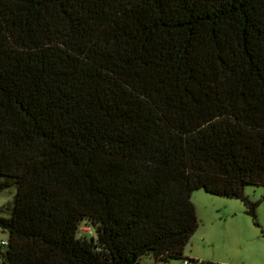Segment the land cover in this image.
Wrapping results in <instances>:
<instances>
[{
	"label": "trees",
	"instance_id": "16d2710c",
	"mask_svg": "<svg viewBox=\"0 0 264 264\" xmlns=\"http://www.w3.org/2000/svg\"><path fill=\"white\" fill-rule=\"evenodd\" d=\"M245 184L264 185V0H0L2 264L183 258L192 191L255 216Z\"/></svg>",
	"mask_w": 264,
	"mask_h": 264
},
{
	"label": "rangeland",
	"instance_id": "374dc122",
	"mask_svg": "<svg viewBox=\"0 0 264 264\" xmlns=\"http://www.w3.org/2000/svg\"><path fill=\"white\" fill-rule=\"evenodd\" d=\"M15 192L13 185L0 190V215H9ZM243 193L258 202L255 216L238 197L216 195L203 188L192 191L198 225L183 248V256L210 264H264V185L245 184ZM81 233L95 236L93 227L85 223L80 226ZM0 234L7 236L1 230ZM138 264H182V257L157 261L146 253Z\"/></svg>",
	"mask_w": 264,
	"mask_h": 264
},
{
	"label": "built area",
	"instance_id": "2783aa9c",
	"mask_svg": "<svg viewBox=\"0 0 264 264\" xmlns=\"http://www.w3.org/2000/svg\"><path fill=\"white\" fill-rule=\"evenodd\" d=\"M0 230L2 232H5L1 228H0ZM7 245H8V234L6 237L1 236V234H0V259L2 258L3 253L5 252V250L7 248ZM182 264H202V262L197 261V260H193V259L185 256L182 258Z\"/></svg>",
	"mask_w": 264,
	"mask_h": 264
}]
</instances>
